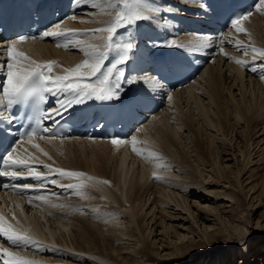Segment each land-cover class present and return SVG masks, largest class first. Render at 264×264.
I'll use <instances>...</instances> for the list:
<instances>
[{
  "label": "bare ground",
  "instance_id": "bare-ground-1",
  "mask_svg": "<svg viewBox=\"0 0 264 264\" xmlns=\"http://www.w3.org/2000/svg\"><path fill=\"white\" fill-rule=\"evenodd\" d=\"M146 2L157 7L170 4L180 10V16H186L191 9L188 0ZM79 7L82 12L77 13V19L67 20L63 29L88 33L105 27L115 19L122 4L120 0H97L96 7L90 4ZM162 15H169V20L174 16ZM158 18L161 17L154 16L152 21L142 22L138 27L139 45L134 59L155 49L147 47V41L166 39L167 29L179 34L177 42L185 44L186 49H195V42L203 40L181 34L175 20L169 25L154 26ZM190 18L197 16L190 15ZM242 27L247 34L235 29L228 32L225 55L203 69L195 84L173 92L171 100H165V107L135 138V151L132 142L114 145L73 139L38 141L39 159L43 162L83 172L95 179L82 178L86 184L82 190L58 191L61 196L46 193V201H33L31 205L28 199L6 201L2 206L5 218L12 217L14 212L21 225L31 228L26 229L27 234L40 245L39 249L27 247L16 252L37 264H153L152 261L155 264H223L212 258L229 251L239 253L244 248L250 253L248 260L253 262L243 259L240 264H256L258 257L252 255L246 241L249 231L245 226L251 220L243 214L239 220L244 225L240 226L234 210L224 211L228 216H221L217 211L218 201L234 209L239 192L235 187L240 191L242 188L244 193L246 187V195L254 194L256 189L264 195V172L258 173V166L264 163V146L254 150V136L258 132L264 135V79L261 78L264 56L259 55V51H264V17L254 13ZM127 31L119 29L117 35ZM78 38L85 44L101 43L97 36ZM237 41L243 44L238 46ZM249 46L259 51L252 52ZM20 48L37 61H55L53 75H62L63 69L74 68L87 59L73 45L65 48L29 41ZM245 49H249L247 55ZM204 50L201 47L197 51ZM112 59L114 53L110 52L108 64ZM250 62L258 71L255 76L242 69L243 64L246 67ZM138 84L156 85L153 81ZM132 89L133 85L128 92ZM199 178L202 182H198ZM103 180L110 184L98 183ZM60 181L81 182L65 178ZM189 197L203 198V202L219 200L192 205ZM10 202L19 207L12 209ZM193 206L196 211L191 209ZM197 211L204 214L202 221ZM223 238L225 245L215 253L198 255L195 253L198 249L192 248L202 243L208 252H213L216 249L211 244ZM240 239L245 241L243 247L237 243ZM43 243L48 244L45 251L41 250ZM150 245L155 247L154 251H150ZM242 253L247 256L245 250ZM193 254L194 261H181ZM230 254L232 258L236 256ZM258 255L264 257V248ZM203 257L207 260H197Z\"/></svg>",
  "mask_w": 264,
  "mask_h": 264
},
{
  "label": "snow or ice",
  "instance_id": "snow-or-ice-1",
  "mask_svg": "<svg viewBox=\"0 0 264 264\" xmlns=\"http://www.w3.org/2000/svg\"><path fill=\"white\" fill-rule=\"evenodd\" d=\"M190 4L198 5L204 14L212 13L215 10L207 3V0H188ZM122 7L116 12L115 19L105 27L94 28L88 33H72L70 30L63 29L64 21H56L45 27L42 31H35V24L42 15V12L32 11L27 15L10 20L5 25L0 22V32L11 31L17 32L25 28L32 29L31 32H23L11 38L0 40V136L16 135L18 138L11 147H6L2 159H0V177H10L8 183L0 184V190L12 188L17 195H27L28 202L31 205L33 201H46L47 194L25 190L43 188L48 184L58 185L59 178L80 180L79 183H69L59 185L65 189L82 190L86 184L82 178L86 177L83 172L65 171L62 169H53L50 165L45 164L43 167L48 174H58L57 179L47 178L45 172L33 166L37 157L29 154L18 153L21 144L32 143L34 138L46 139L48 141L54 139H79L68 135L70 129H65L64 121L65 113H71L76 106H81L89 101L108 104L112 101H121V111L129 118H135L141 106H146L149 97H152V89L145 87L147 94L140 96L135 93L129 94L126 98L125 93L128 92L131 85L144 82L146 84L156 81L157 83L166 84L163 72L170 71L167 65H162L160 72L156 74L143 73L137 74L129 72L128 62L134 59V53L138 50L139 39L137 29L145 21H152L154 16H160L155 20L154 26L161 24L167 25L169 15L162 14H178L179 9L172 5H164L157 7L148 4L146 0H120ZM90 4L97 6V0H73V9L79 5ZM228 9L227 3L224 5ZM255 13H259L264 17V0H258L254 8ZM88 13H85L87 15ZM254 14L253 11L233 10L229 27L235 29L236 32L246 33V29L242 27L243 23ZM65 20H76L77 14L73 10ZM174 23V21H173ZM126 28L127 32L117 35L119 29ZM177 28L179 25L177 24ZM135 29V33H133ZM159 31V27H157ZM107 34L104 36L103 34ZM99 34V35H98ZM247 34V33H246ZM97 36L101 40L100 44H85L78 38L81 36ZM193 36L206 37V40H197L196 48L199 50L205 43L210 42L212 33L196 32L190 33ZM45 38H53L57 47L67 48L73 45L84 52L87 57L82 63L74 68L63 69L64 74L53 75V70L57 66L55 61L40 62L27 55L20 45L29 41H36ZM179 34H170L166 39L149 40L147 47L157 49H179L183 50L186 45L177 43ZM219 39L222 41L223 36ZM243 41H237V45H242ZM252 52L259 50L249 46ZM89 49H91L89 51ZM245 49V55L247 51ZM219 51L223 53V48ZM114 53V59L110 64L106 62L109 59V53ZM259 55L264 56V51H259ZM6 60V63L4 62ZM238 63H242L238 61ZM256 68L253 66L252 71ZM264 79V76L261 77ZM49 97H55L52 101L53 106L45 107ZM171 100V95H168ZM35 102L34 119L30 121V127L20 130L16 127L21 123L15 113L11 110L14 106L29 105L30 109ZM23 111V107L21 108ZM5 113H10L5 115ZM59 118V119H58ZM16 121V125L13 124ZM45 122H49L45 126ZM47 134V135H45ZM87 139H97L96 137H86ZM133 143L135 151V136L130 138L112 137L111 142L116 144ZM34 148L39 145L33 144ZM41 151H43L41 149ZM142 154V153H138ZM47 156V153H44ZM50 159V157H49ZM33 177L39 184H16L17 178ZM88 181H92L94 177H86ZM101 184H110L109 181H98ZM19 207V205H17ZM23 209H21V212ZM12 220L15 225L20 222L16 219V215L12 213ZM13 223L6 220L5 216L0 214V237H3L10 245L16 246L21 251L27 247L39 249L40 245L32 237L27 234L26 230L17 228ZM0 261L3 264H36L35 261L21 256L19 252L11 251L9 247L0 244Z\"/></svg>",
  "mask_w": 264,
  "mask_h": 264
},
{
  "label": "rangeland",
  "instance_id": "rangeland-1",
  "mask_svg": "<svg viewBox=\"0 0 264 264\" xmlns=\"http://www.w3.org/2000/svg\"><path fill=\"white\" fill-rule=\"evenodd\" d=\"M260 133L261 132H258L254 136V142H256V144L254 145V146H256L254 150H256V151L260 148V146H264V135L260 136ZM263 167H264V163H262L261 166H258V173L264 172ZM243 179H244V177H243ZM198 180H199L198 182H202L200 178ZM235 182H236V180H235ZM246 183H248V181H246ZM234 186H235V184H234ZM213 188H215V187H213ZM235 189L239 192H238V196L236 197V205H235L234 209L225 207V205H222V203H220V201H218L219 207H220V208H217L218 214H220L221 216H224L227 214L224 211H226V210L229 211L231 209V210H234L233 211L234 213H236V215H237L236 219H238V220L241 219L240 217H242L244 214L245 215L244 217H247L248 219L251 220L252 223L249 224V226H245V228L249 231V233L247 234L248 238L246 239V241H248V244L251 247L252 255L258 257V260L254 263L264 264V261L260 260L261 258H264V257H260V255H258L260 250L264 248V229H263L264 227H261V224L264 225V195H262L261 190H258V189H256V192L254 194L250 193V195L245 194L246 192H248L246 187H245V193H244L242 188H241V191L236 187H235ZM51 194H53V193H51ZM194 194H196V193H194ZM54 195L61 196L60 194H58V191H57V193L54 192ZM189 198L191 200L192 205L195 202H201V204H203V205L205 203H211L212 204V203H214V201L216 202V200H219V199L213 198L214 200L211 199L212 201L203 202V198H198V197H189ZM207 198H209V197H207ZM228 204L231 205L232 203L228 202ZM191 209L196 211V208L194 206ZM227 216H228V214H227ZM199 218H201V221L203 220L204 214H202V212L199 213ZM211 218L212 217H210V219ZM240 221L241 220H239V222ZM258 222L260 223L259 226L257 225ZM239 225L243 226L244 222L243 223L240 222ZM159 238H160V236L157 237V239H159ZM225 241H226L225 238H223V239H218L215 242H213V244H211V246L214 249H216V251H213V252H208V250H206V248H207L206 244H202V243L200 245L192 247V248L198 249V251L195 252L196 254L198 253V255L199 254L204 255L205 253H215L218 250H220V248L223 245H225L224 244ZM130 242H132V241H130ZM150 247H151L150 251H154L155 250L154 248L158 247V243L155 245V247L151 246V245H150ZM244 250L246 251L245 254L247 256L243 255L242 252ZM237 252H238V250L237 251H229L228 253H226L224 255L216 256V257H213L212 259H219L220 261H223V264H230L231 262H234V261H237L238 264H240L241 260H243V259L247 260L249 263L253 262L250 259L248 260L250 253L247 252L246 249L241 248V251H239V253H237ZM253 252H254V254H253ZM230 253H232L233 255L235 254L236 256L235 257L233 256V258H232ZM194 254H193V256L181 259V261L182 262L183 261H189V260L194 261L193 259L196 258ZM197 260H207V259H204V257H203L202 259H197ZM181 261H178V262H181ZM152 263L155 264L154 261H152Z\"/></svg>",
  "mask_w": 264,
  "mask_h": 264
},
{
  "label": "clouds",
  "instance_id": "clouds-1",
  "mask_svg": "<svg viewBox=\"0 0 264 264\" xmlns=\"http://www.w3.org/2000/svg\"><path fill=\"white\" fill-rule=\"evenodd\" d=\"M237 243H239L240 246L243 247L244 244H245V241L243 239H240V240L237 241Z\"/></svg>",
  "mask_w": 264,
  "mask_h": 264
}]
</instances>
